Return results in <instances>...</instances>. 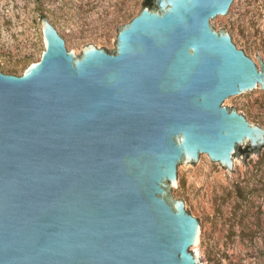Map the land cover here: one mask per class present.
Here are the masks:
<instances>
[{"label":"water","instance_id":"1","mask_svg":"<svg viewBox=\"0 0 264 264\" xmlns=\"http://www.w3.org/2000/svg\"><path fill=\"white\" fill-rule=\"evenodd\" d=\"M242 1L153 0L81 55L42 18L41 58L0 70V264H204L180 171L264 151L228 107L264 89V59L216 24Z\"/></svg>","mask_w":264,"mask_h":264},{"label":"rangeland","instance_id":"2","mask_svg":"<svg viewBox=\"0 0 264 264\" xmlns=\"http://www.w3.org/2000/svg\"><path fill=\"white\" fill-rule=\"evenodd\" d=\"M145 1L0 0V70L21 74L40 59L43 17L77 55L89 43L114 50L119 26L135 17ZM216 24L257 64L264 59V0H243L230 19L221 17ZM228 107L264 127V89L233 99ZM246 148L239 150L234 174L209 155L199 169L180 171L177 199L206 230L196 253L204 264H264V151L256 148L246 155Z\"/></svg>","mask_w":264,"mask_h":264},{"label":"trees","instance_id":"3","mask_svg":"<svg viewBox=\"0 0 264 264\" xmlns=\"http://www.w3.org/2000/svg\"><path fill=\"white\" fill-rule=\"evenodd\" d=\"M145 4L148 5V6H153L154 5L153 0H146ZM250 152L251 151H250L249 147L243 150V153H245L246 155H249Z\"/></svg>","mask_w":264,"mask_h":264},{"label":"built area","instance_id":"4","mask_svg":"<svg viewBox=\"0 0 264 264\" xmlns=\"http://www.w3.org/2000/svg\"><path fill=\"white\" fill-rule=\"evenodd\" d=\"M43 45H44V42H43ZM44 50V49H43ZM42 54V53H41ZM41 58V57H40Z\"/></svg>","mask_w":264,"mask_h":264},{"label":"flooded vegetation","instance_id":"5","mask_svg":"<svg viewBox=\"0 0 264 264\" xmlns=\"http://www.w3.org/2000/svg\"><path fill=\"white\" fill-rule=\"evenodd\" d=\"M257 63V62H256ZM259 65V64H258ZM260 66V65H259Z\"/></svg>","mask_w":264,"mask_h":264}]
</instances>
